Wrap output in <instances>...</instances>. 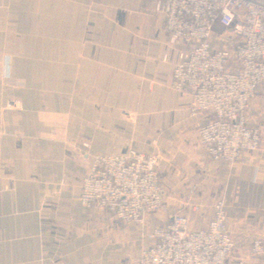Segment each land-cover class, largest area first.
<instances>
[{"label": "crops", "instance_id": "1", "mask_svg": "<svg viewBox=\"0 0 264 264\" xmlns=\"http://www.w3.org/2000/svg\"><path fill=\"white\" fill-rule=\"evenodd\" d=\"M164 22L155 0H0V264H129L178 213L201 230L218 200L238 254L264 242V85L247 115L260 151L236 169L207 160L206 116L169 88L179 47ZM80 142L156 157L165 211L126 231L85 212Z\"/></svg>", "mask_w": 264, "mask_h": 264}, {"label": "built area", "instance_id": "2", "mask_svg": "<svg viewBox=\"0 0 264 264\" xmlns=\"http://www.w3.org/2000/svg\"><path fill=\"white\" fill-rule=\"evenodd\" d=\"M155 1L168 43L179 47L169 88L190 98V117L206 116L196 133L204 157L236 169L262 145V131L248 125L247 115L264 85V0ZM79 148L89 167L74 199L85 212L110 213L126 231L165 211L156 157L135 151L90 157L87 143ZM225 209L216 201L196 232L184 214L174 215L145 236L149 246L129 264H264L259 239L236 252Z\"/></svg>", "mask_w": 264, "mask_h": 264}]
</instances>
